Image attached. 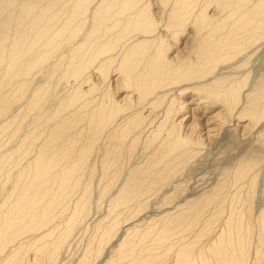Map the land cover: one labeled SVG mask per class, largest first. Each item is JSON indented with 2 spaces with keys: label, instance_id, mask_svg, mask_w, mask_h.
Masks as SVG:
<instances>
[{
  "label": "bare ground",
  "instance_id": "1",
  "mask_svg": "<svg viewBox=\"0 0 264 264\" xmlns=\"http://www.w3.org/2000/svg\"><path fill=\"white\" fill-rule=\"evenodd\" d=\"M0 264H264V0H0Z\"/></svg>",
  "mask_w": 264,
  "mask_h": 264
},
{
  "label": "rangeland",
  "instance_id": "2",
  "mask_svg": "<svg viewBox=\"0 0 264 264\" xmlns=\"http://www.w3.org/2000/svg\"><path fill=\"white\" fill-rule=\"evenodd\" d=\"M261 49H262V48H261ZM257 62H258V61H257ZM206 165H207V164H206ZM206 165H205V166L200 165V169L196 168L197 170L192 171V174H191L190 176H192L193 180H194V178H195V177H194L195 175H200V173L203 172L204 169H206ZM189 174H190V173H189ZM188 176H189V175H188ZM192 178H191V179H192ZM193 180H192V181L190 180L189 183L193 182ZM152 211H153V210H152ZM148 212H149V211H148ZM148 212H147V213H148ZM151 213H152V212H151ZM144 214H146V213H144ZM32 256H33V255H32Z\"/></svg>",
  "mask_w": 264,
  "mask_h": 264
}]
</instances>
